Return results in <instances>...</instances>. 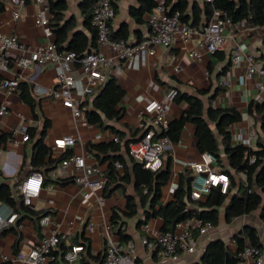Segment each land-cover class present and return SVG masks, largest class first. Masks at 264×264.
Returning a JSON list of instances; mask_svg holds the SVG:
<instances>
[{
  "label": "crops",
  "instance_id": "obj_1",
  "mask_svg": "<svg viewBox=\"0 0 264 264\" xmlns=\"http://www.w3.org/2000/svg\"><path fill=\"white\" fill-rule=\"evenodd\" d=\"M80 2L81 0H68L65 16L74 20L75 30H82L90 36L91 32L85 25L84 16L80 10ZM187 2L188 10L192 9L193 3L199 8L204 5L203 0H187ZM116 4L115 16L111 20V32L126 31L127 38L123 39L128 42H135L146 36L149 31L146 21L147 14L143 16L145 21L138 23L129 12L132 6L139 5V0H117ZM37 10V4L26 2L19 8L18 16L15 18L8 0H0V31L3 34L14 33L27 46L35 47L46 42L47 38L43 35L41 28L34 23ZM206 19L207 17L201 12L199 22L195 25H203ZM226 34L228 40L220 50L224 54L222 61L217 60L215 55L199 49L198 37L193 36L185 43L176 40L169 46H157L152 52L143 50L107 67L105 73L115 75L125 92L120 101V105L124 107V114L120 119L111 121L110 124L121 130L125 139L138 136L143 125V117L139 113L142 107L150 100L162 101L171 90L179 89L200 97L205 107L208 104L215 107H236L241 112V119L230 125L231 142L246 143L248 140L246 145L255 148V132L258 127H253V118L247 113L246 107L252 99H264V92L259 90V84L264 80V76L260 73L246 76L245 54L250 52L255 61L264 64V33L259 26L240 21L237 27L228 26ZM238 47L241 49L240 62L233 64L231 55L237 52ZM97 48L96 43L93 50ZM103 50L107 55L111 54L108 49ZM191 51L199 52L201 55L196 57ZM209 64L212 65L210 73L207 69ZM222 67L225 68L224 72L219 74ZM58 71V65L47 60L41 65L27 69L24 73L26 78L24 81L31 84V87L34 82L56 86ZM71 73L75 79L74 98L80 105L86 96L82 94V73L75 62L71 64ZM217 85L221 86V89L209 103V97ZM2 104L7 105L8 112L0 116V134L7 135L6 141L0 144V172L11 186H14L16 181L20 182L28 172L37 170L31 165L32 143L13 145L8 140L14 127L34 125L37 130H40L44 122L48 121L43 141L50 147L51 157L58 158L64 152L69 151V155L58 161L53 168L38 169L44 174V181L39 195L33 199V207L36 211H48L46 213L50 215L48 227L56 228L62 237L59 244L52 249L51 259L57 264H100L104 259L107 235H113L118 239L110 228L109 219L112 209L124 208L125 195L134 194L133 185L129 182H122L118 186L112 184L107 191L104 189L90 191L85 197L83 189L73 181V169L70 166L62 167L61 161L73 153L86 152L89 155L87 161L97 163L99 174L105 175L107 162L97 159L86 145L88 142L98 141L94 140L96 133H104L105 136L113 133L109 128L103 129L99 124L88 122L83 115L74 117L68 108L63 107L60 101L52 96L38 97L34 109L31 110L29 105L20 99L18 91L5 93L0 90V105ZM167 104L168 122L179 117L187 108V103L184 101L177 103L170 100ZM194 129V124L187 122L183 126L179 140L172 142L171 149L164 156V163L167 162V156L170 158V176L161 189L157 206L164 205L172 199L179 172L190 169L189 164L199 159L200 152L196 147ZM253 133L255 134L252 135ZM62 135H71L76 138L74 146L65 149L54 148L53 139ZM120 153L124 155L128 170L131 171L127 150L122 148ZM239 177L243 179L245 176L239 172ZM0 179H3L2 176ZM142 212V208H138V215L141 217ZM251 213L235 217L227 223L224 214L220 212L218 224L197 236L195 251L191 254H182L177 260H158L153 256L152 250L141 241L143 232L137 225L138 215L126 220V232L130 235L137 262L140 264H196L200 261L208 242L214 239H222L227 247L236 251L234 234L240 233L244 226H254L263 237L264 223L259 216V222L251 220ZM0 215L3 217L7 215V208L2 202H0ZM22 215H24L23 212L20 214L13 212V218L7 225L0 228L1 261L9 259L11 264H24L12 260L15 254L14 247L16 246L19 251L36 245L48 231L47 226L40 224V220L38 221L40 231H38L33 216L25 215L19 220ZM147 223L151 231H159L162 220L155 217L149 219ZM218 225L220 228H217ZM4 228L16 229L19 235L17 244V235L12 230L3 231ZM72 246H83V248L78 252L76 259L68 260L65 254ZM261 248L264 251V243Z\"/></svg>",
  "mask_w": 264,
  "mask_h": 264
},
{
  "label": "trees",
  "instance_id": "obj_2",
  "mask_svg": "<svg viewBox=\"0 0 264 264\" xmlns=\"http://www.w3.org/2000/svg\"><path fill=\"white\" fill-rule=\"evenodd\" d=\"M95 1L81 0L80 2V10L84 16L85 25L91 32L88 36L82 30H75L76 23L73 19L66 18L68 0H48L49 26L53 33V43L57 52L72 50L78 59L85 52L93 50L96 45V32L91 24V9ZM116 1L114 0L115 11ZM167 2L171 10H179L182 21L191 24L199 22L201 12L205 17H208L214 7L226 10L232 22L245 20L253 25L264 23V0L204 1L202 8L193 3L191 10H188L187 0H167ZM154 5V0H139V5L132 6L129 12L136 22L142 23L145 21L144 14L149 13ZM111 37L115 39L127 38V32L122 30L111 32ZM213 55L216 56L217 60L222 61L224 59V54L220 50L214 52ZM207 69L210 73L212 65L209 64ZM224 69L222 67L219 74H222ZM219 89L221 86L217 85L209 97V103ZM17 91L20 99L33 110L36 98L32 94L31 84L24 80L20 81L17 85ZM175 91L172 100L177 103L186 102L187 108L179 117L168 122L166 130L156 131L155 137L167 135L172 142H177L183 126L187 122L194 124L197 150L200 153L209 152L213 154L217 166L229 177V185L225 193L220 192L218 187L212 186L204 199L192 200L190 198L192 173L190 169H184L179 172L172 199L164 205L157 206L161 189L169 180L170 158L167 156V162L164 163L163 157V165L157 170H151L128 154L131 171L128 170L125 157L120 151L122 148L127 150L128 143L137 139L141 133L138 136L125 139L123 132L110 124L111 121L120 119L124 114V107L120 105V101L125 92L116 76L108 74L104 82L93 93L86 94V98L80 102L79 108L88 122L99 124L103 129L109 128L118 138L117 141L108 139L88 142L86 145L87 149L97 159L107 162L106 182L103 189L107 191L112 184L118 186L122 182H129L133 185L134 194H126L124 208H113L109 219L111 231L120 242L124 243L130 240V235L126 232V220L137 216L138 208H142L143 212L142 217L137 216V225L141 226V224L147 223L149 219L159 217L162 220L160 228L162 232L172 230L175 223L191 217L210 221L213 226L217 225L220 212L224 214L225 221L229 223L235 217L259 209V218L264 223V99H252L246 107L247 113L253 118V127H258L257 132H255L256 147L252 148L242 143L231 142L230 125L241 119V112L236 107H215L211 104L205 107L203 100L197 95L179 89ZM47 122H44L40 130H37L34 125L26 127L29 134L27 142L34 143L31 149V165L37 170L40 168L51 169L58 161L69 155V151H66L58 158L51 157V149L43 141ZM6 139L7 135L1 133L0 144ZM115 162L122 164V171L115 168ZM239 172L244 174L243 179L239 177ZM1 176L3 179H0V202L14 213L23 212L24 215L20 216L19 220L25 215L33 216L37 230L40 231L38 221L48 211H36L32 204H24L22 195L17 188L19 181L11 186L4 180L5 177L0 172ZM6 230H12L17 235V244L19 235L16 229H3V231ZM234 237L237 246L236 251L227 247L222 239H214L208 242L200 261L196 264H236L238 251L245 243L258 247L263 246L264 243V236L262 237L257 229L250 225L244 226L240 233L234 234ZM13 251L17 252L16 246ZM52 263L57 264L53 259ZM103 263L104 259L100 264ZM0 264H11V261L9 259L0 260Z\"/></svg>",
  "mask_w": 264,
  "mask_h": 264
},
{
  "label": "built area",
  "instance_id": "obj_3",
  "mask_svg": "<svg viewBox=\"0 0 264 264\" xmlns=\"http://www.w3.org/2000/svg\"><path fill=\"white\" fill-rule=\"evenodd\" d=\"M155 5L147 13L146 21L149 31L146 36L135 42H128L123 38L111 37V20L115 16L114 0H96L91 9V24L96 32V50L85 52L76 58L74 51L67 50L57 52L53 43V33L49 26L50 12L48 0H8L11 12L15 18L19 8L26 2L38 5L34 23L41 28L47 41L35 47L27 46L14 34H3L0 31V90L5 93L17 91V85L25 80V71L33 66L41 65L49 60L58 65L56 86L42 85L34 82L32 94L37 99L40 96H52L60 101L63 107L68 108L74 117H81L82 111L76 103L73 93L75 79L71 73L73 62L79 65L82 73V94L93 93L106 79L105 69L116 62L132 57L143 50L154 51L157 46H169L173 41L185 43L193 36L198 37L197 46L208 53L221 50L228 40L226 29L228 26L237 27L240 22H232L224 9L212 8L205 23L201 26L191 24L180 19L177 9L171 10L167 0H154ZM211 2L213 0H203ZM245 20H242V22ZM264 33V23L257 25ZM103 49H108L107 55ZM241 49L231 55V62H240ZM199 57V52L191 51ZM247 67L245 74L251 76L260 73L264 76V65L254 60L253 55L245 54ZM259 90L264 92V80L259 84ZM175 90H171L164 100H150L139 111L143 117L141 135L128 143V154L144 167L157 170L163 165V157L172 147V141L167 135L155 137L156 131L167 129L168 101L172 100ZM261 100V99H259ZM8 104V103H7ZM7 105H0V116L7 113ZM253 133L252 135H254ZM256 135V134H255ZM29 139L26 127H14L8 140L13 145L25 143ZM117 141L114 134L105 136L104 133H96L94 140ZM76 138L71 135H62L52 141V146L58 149L74 146ZM248 143V140H246ZM246 143H242L246 145ZM89 155L84 152L73 153L61 161L62 167L70 166L73 169L74 183L83 189V195L87 197L90 191L103 189L106 177L99 174L97 163L87 161ZM117 170H122V164L115 162ZM192 178L190 181V198L201 199L212 186L218 187L225 193L229 185V177L216 164V158L209 152L199 153V159L190 164ZM44 174L39 170L28 172L18 183V189L22 195V201L26 205H33V199L37 197L43 186ZM5 205V204H4ZM6 206V205H5ZM7 208L5 217L0 215V228L7 225L13 218V212ZM50 215L45 214L40 219L42 226H47L48 231L40 238L36 245L29 246L25 250L17 251L13 259L24 264H53L50 253L61 241V235L56 228L48 227ZM211 227L210 221H202L191 217L175 223L170 231H151L148 223L140 226L143 236L142 243L152 250L153 256L158 260H177L182 254H191L196 249L197 236L204 234ZM234 241V239H233ZM82 246H72L65 256L68 260L76 259ZM104 264H140L137 262L134 245L129 240L120 242L113 235H107L104 247ZM236 264H264V251L261 247L245 243L238 251Z\"/></svg>",
  "mask_w": 264,
  "mask_h": 264
},
{
  "label": "rangeland",
  "instance_id": "obj_4",
  "mask_svg": "<svg viewBox=\"0 0 264 264\" xmlns=\"http://www.w3.org/2000/svg\"><path fill=\"white\" fill-rule=\"evenodd\" d=\"M258 216H259V209L255 210V211H253V212L251 213V215H250V219H251V220H257V221H258ZM258 222H259V221H258ZM260 225H261V224H260ZM217 228H220V226L218 225ZM259 230H260V227H259ZM260 232H262V230H261ZM260 234H262V233H260Z\"/></svg>",
  "mask_w": 264,
  "mask_h": 264
},
{
  "label": "water",
  "instance_id": "obj_5",
  "mask_svg": "<svg viewBox=\"0 0 264 264\" xmlns=\"http://www.w3.org/2000/svg\"><path fill=\"white\" fill-rule=\"evenodd\" d=\"M34 145V143H32V146Z\"/></svg>",
  "mask_w": 264,
  "mask_h": 264
}]
</instances>
